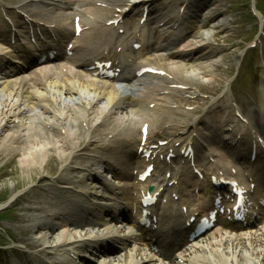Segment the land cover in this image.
<instances>
[{
	"label": "bare ground",
	"instance_id": "bare-ground-1",
	"mask_svg": "<svg viewBox=\"0 0 264 264\" xmlns=\"http://www.w3.org/2000/svg\"><path fill=\"white\" fill-rule=\"evenodd\" d=\"M194 10H191L193 12L199 13L204 9L202 4H197L193 7ZM37 25V24H36ZM58 33V32H57ZM63 59L64 56H63ZM211 62L204 65L202 70L190 68V70H187V68H184V65L182 64H174L173 66H170V69H172L176 74L179 76L188 78V81H194L195 79L200 80L199 73L207 71L210 74H213L214 70H217V67L213 64H210ZM201 69V68H200ZM182 70V71H181ZM51 71V70H49ZM183 73V75L181 74ZM65 74L72 73L75 77V79L70 80L69 82L65 83V87L69 88L71 92L74 94L72 95L75 99L79 100V102L82 103L83 111L81 115L85 114L84 120L87 121L89 124H93V126H96L101 123L104 124L106 122L105 116L108 118V124H109V130L113 131L115 133V126L117 125L118 121L115 119L114 115L111 114L110 108L108 109L109 105L116 99V96L118 94V90L110 84L107 83H91L89 81V78L85 75L79 74L78 70H74L73 68H66ZM59 75V73H57ZM56 75H53L54 77ZM44 78V75H42ZM18 82L15 81L11 87H9L10 92H6L5 89L8 88V81L5 83V87L3 89L4 93L0 94L1 97H6L4 101L3 99L0 100V152L6 153L7 156H10L12 153L14 155L15 152H17L19 149L23 151L24 157L21 161V166L24 171H28V174L30 171L35 170L32 174L36 175V173L45 171L47 168H51L53 165L51 162H49L50 158L56 159L58 163H63L71 160V158L74 156V154H77V151L80 149L81 145L83 143H86V146L89 148H93L95 144L99 141V135H94L93 129L88 130V135H86L87 139L83 141V128L79 126V122L76 121L75 115H73L72 112L75 111V108L71 105V103L66 102L63 96H66L63 94L62 89H59L57 86L59 85V82L54 81L53 83H49L46 85L45 90L48 92L50 91V101H49V108L52 109L50 115H47L44 119V124L47 125L49 128H53L54 132L58 131L56 134V138L53 139L54 136L51 134L45 135L44 133H38L36 137L31 140V136L27 137L28 143H20V135L19 132L20 129H15L13 132H10L8 135H2V132H4L9 125H11L12 120L13 122L15 119H17L16 115V109H15V102H20L21 104H25L26 98H33L38 93L34 91L32 88L33 86L37 84H33L31 89L26 88L27 91H24L25 94L18 95L19 97L15 96V88L18 89V92L23 93V89H19V87H16L18 85ZM54 91H57L58 93L54 95ZM103 91V95L106 99H103V101L100 105L96 102V98H99L98 92ZM194 91V90H192ZM63 94V95H62ZM54 95V96H53ZM71 95H69V98H72ZM39 100V99H37ZM92 102H93V108H92ZM10 103V105H9ZM56 105L58 107H56ZM121 105H124V102H119L118 107ZM102 107L103 109H99ZM19 111H21L19 107ZM11 120V122H10ZM24 126V124L22 125ZM90 128V127H88ZM57 129V130H56ZM132 132L130 130L127 131V135H131ZM250 135H243L240 140H245ZM233 138L226 139L223 143H219L217 146L219 149L223 148L222 144H226L227 140H230ZM31 140V141H30ZM30 141V142H29ZM108 141V139H107ZM235 141H238V139H235ZM23 144V145H19ZM227 146V145H226ZM233 149H236V147H232ZM52 149V152L49 150ZM111 149V148H110ZM108 149L104 150V153L107 152ZM108 155H104L103 159L108 158ZM117 160L123 162V163H112L116 168H121L124 163L126 162V158L124 156H118L116 158ZM127 165V164H126ZM62 178V177H60ZM58 179V178H57ZM67 186V185H65ZM55 201V200H53ZM56 202V201H55ZM98 205L95 202H93V205L91 202L87 206H95ZM133 210H131V213ZM130 215L132 216V214ZM76 221H79L77 218H74ZM35 222H38L35 220ZM100 225H104L103 223H99ZM107 226V225H106ZM101 227V226H100ZM106 228V227H105ZM99 229L97 231L101 232V237H103V240H105L106 237H104L107 234L110 233H116L117 231L115 229ZM96 231V230H95ZM94 232V231H93ZM213 233V232H212ZM211 233V234H212ZM118 235V234H117ZM67 236V234L59 235V237H56L55 239H48L47 236L44 237L45 242H43L42 245H46L47 243H51L54 241L55 244H50V249H53L54 246H58L62 244L61 241H59L61 238H64ZM71 236H74L71 234ZM130 238V237H129ZM128 239V237H127ZM59 241V242H58ZM119 241V240H118ZM127 242V241H126ZM45 243V244H44ZM127 245V243H126ZM126 248V259H123L126 264H145V260H150L151 257L147 254L145 256H142L140 252H138L135 248L136 247H124ZM241 249H244L243 247H240ZM193 248L189 249V252L192 251ZM173 251V250H172ZM217 251L219 249L217 248ZM169 255L168 253H166ZM115 257L120 258L122 257L121 253H117ZM194 256L193 258H182V262L179 260H173L171 264H199L197 263V259ZM219 259L220 256L218 255ZM238 257H242L241 253H238ZM122 259V258H120ZM204 259H209V256L202 257L200 259V263L206 264ZM217 261H220L217 259ZM119 261H117L118 264Z\"/></svg>",
	"mask_w": 264,
	"mask_h": 264
},
{
	"label": "rangeland",
	"instance_id": "rangeland-1",
	"mask_svg": "<svg viewBox=\"0 0 264 264\" xmlns=\"http://www.w3.org/2000/svg\"><path fill=\"white\" fill-rule=\"evenodd\" d=\"M255 4L256 7H258L264 14V0H257V2L255 0ZM229 10L226 12L227 15L230 12ZM241 16L242 17L238 24L224 25L225 27L222 29V31L218 32V36L215 35L214 30L209 29L206 31H197L195 33V37H199L200 35L206 36L209 32V39L213 38L218 40V42L226 47L227 51L235 50L233 47L234 42L236 43V46L241 45L243 47V45L247 44V35L252 23L249 19H247L246 13L241 14ZM235 48L237 49V47ZM224 61L225 59L221 61L220 69L217 72L220 74L216 73L215 76H209V73L201 74V78L205 83L203 86L209 85L208 81L213 80L209 89L214 90L218 84L222 83L225 77L229 76L227 72L224 74L221 73V69L225 68L226 66L224 65ZM223 75L226 76L224 77ZM246 78L247 76L244 77L245 83L243 86L246 83L253 81L249 78ZM252 84H254V82H252ZM5 98L6 97H0V100L3 99L6 101ZM23 113L24 111L22 114ZM28 117L30 116L24 118V122L27 127L22 128H28L30 129L29 133H32L34 126L30 128V121L27 119ZM8 134L9 130L2 132V135ZM0 150H2V148ZM49 151L52 152V149ZM23 157L24 153L20 149L15 152L14 155L12 153L10 156H7L6 153L0 152V206H2V204L7 205L5 210L3 209L4 211L1 213L5 219L0 221V244L6 243L4 247L9 248L7 249L8 253L4 252L3 254H0V264H29V254L23 253L22 250L32 248L30 246L39 241L37 239L43 238L42 242H45L44 237L47 235L44 234L47 232V230L41 228L40 224L35 222L37 214L39 217L42 216L41 211H39L37 208L41 207V191L46 185L45 182L50 180L52 176L57 177L61 171L59 167H56V159L50 158L49 162L53 164L51 168L49 167L45 171L43 170L38 172L36 175L32 174L35 170L30 171L28 174V171H24L21 166ZM59 233L61 232L56 230L53 232V236H49L48 239H55L56 237H59L57 236ZM75 233V230L72 231L73 235H75ZM19 246L21 251L17 250Z\"/></svg>",
	"mask_w": 264,
	"mask_h": 264
}]
</instances>
